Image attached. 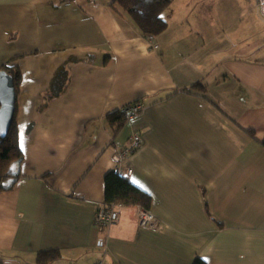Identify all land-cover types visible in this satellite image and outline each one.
<instances>
[{"label":"crops","instance_id":"crops-1","mask_svg":"<svg viewBox=\"0 0 264 264\" xmlns=\"http://www.w3.org/2000/svg\"><path fill=\"white\" fill-rule=\"evenodd\" d=\"M113 2L0 0V69L23 76L24 154L19 181L0 191V264L56 250L51 264H264L262 0H172L158 50ZM62 68L67 89L44 107ZM199 82L205 90L182 92ZM135 102L143 113L114 137L110 117ZM134 135L143 145L123 170L152 197L159 226L120 206L103 229L105 176Z\"/></svg>","mask_w":264,"mask_h":264},{"label":"trees","instance_id":"trees-1","mask_svg":"<svg viewBox=\"0 0 264 264\" xmlns=\"http://www.w3.org/2000/svg\"><path fill=\"white\" fill-rule=\"evenodd\" d=\"M171 2L172 0H114L111 4V8L117 14L128 15L147 40L150 36H153L155 42V37L159 36L167 28V22L163 18L162 14L167 7L170 6ZM262 2L264 4V0H262ZM155 44L157 43L155 42ZM0 70L6 71L13 77L16 95L18 98L20 87L23 82V76L19 66L7 64ZM69 81L70 79L67 76V71L64 68L60 69L55 75V79L53 80L50 89L45 93L44 107H46V105H48V103L55 98L60 97L66 91ZM197 89L205 90V86L200 82L195 83L190 89L183 90L182 92L191 94L193 93L192 90ZM176 92L178 91H175L174 94ZM16 115L17 101L16 114L12 127L6 138L0 137L1 192L10 191L14 188L21 177L17 174V168L19 170L24 162V154L19 142ZM110 123L113 135L116 137L128 123V117L122 110H119L112 117H110ZM151 204L152 197L147 192L133 184L127 175H120L113 170L105 176V206L108 207L111 205H118L125 207H141L143 209L150 210ZM60 257V252L57 250L41 252L37 255V264H51L54 260H57ZM194 264L205 263L200 259H197Z\"/></svg>","mask_w":264,"mask_h":264},{"label":"built area","instance_id":"built-area-1","mask_svg":"<svg viewBox=\"0 0 264 264\" xmlns=\"http://www.w3.org/2000/svg\"><path fill=\"white\" fill-rule=\"evenodd\" d=\"M148 41L150 43V46L152 49L157 50L159 47L154 42V37L150 36L148 38ZM122 111L125 113V115L128 117V119H133L134 117L138 116L143 112V107L141 104L138 105H131V106H125ZM143 145V140L141 136L134 135L130 141V143L122 148L119 151L115 152L114 158L116 162V172L120 175H132L133 171L128 170L124 171L123 163L125 159L130 157V155L135 152L136 150L140 149ZM139 208V207H138ZM120 206L111 205V206H105L101 207L96 215L95 218V224L103 229H107L111 227L116 221L119 219V210ZM138 219H139V225L143 228H149V229H155L159 226V222L157 217L153 212L150 210H146L143 208L138 209ZM96 264H104V260H101L97 262Z\"/></svg>","mask_w":264,"mask_h":264},{"label":"water","instance_id":"water-1","mask_svg":"<svg viewBox=\"0 0 264 264\" xmlns=\"http://www.w3.org/2000/svg\"><path fill=\"white\" fill-rule=\"evenodd\" d=\"M17 95L13 77L0 71V137L6 138L16 114Z\"/></svg>","mask_w":264,"mask_h":264},{"label":"rangeland","instance_id":"rangeland-1","mask_svg":"<svg viewBox=\"0 0 264 264\" xmlns=\"http://www.w3.org/2000/svg\"><path fill=\"white\" fill-rule=\"evenodd\" d=\"M178 1V6L176 7L177 9H180V2H181V0H177ZM176 5V3L174 2V6ZM214 10L215 11H217L218 9H220L221 10V3L219 2V1H216V3L214 4ZM240 16V13L239 12H236V13H234L233 15H232V18H237V19H235V20H232L229 24L230 25H233L236 21V23H238L239 21H240V19L238 18ZM185 24H188L187 22H185ZM212 24L214 25V28L212 29V30H216V31H219L220 30V27H221V24H220V16H213V21H212ZM222 29V28H221ZM233 35V34H232ZM241 37H240V35L239 34H236V35H233L232 37H231V41H232V43H241L242 41H241ZM138 105L139 103L138 102H135V103H129V104H127V105H125V106H131V105ZM125 106H123L120 110H122ZM128 145V144H127ZM113 146H115V145H113ZM115 148V147H114ZM116 151H117V149H116Z\"/></svg>","mask_w":264,"mask_h":264}]
</instances>
